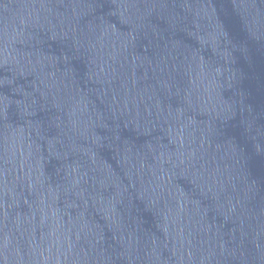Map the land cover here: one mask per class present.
<instances>
[{
    "label": "water",
    "instance_id": "obj_1",
    "mask_svg": "<svg viewBox=\"0 0 264 264\" xmlns=\"http://www.w3.org/2000/svg\"><path fill=\"white\" fill-rule=\"evenodd\" d=\"M0 264H264V0H0Z\"/></svg>",
    "mask_w": 264,
    "mask_h": 264
}]
</instances>
